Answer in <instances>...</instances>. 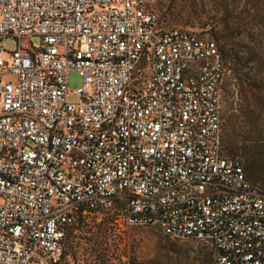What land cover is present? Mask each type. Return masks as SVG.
Returning <instances> with one entry per match:
<instances>
[{
	"label": "built area",
	"instance_id": "1",
	"mask_svg": "<svg viewBox=\"0 0 264 264\" xmlns=\"http://www.w3.org/2000/svg\"><path fill=\"white\" fill-rule=\"evenodd\" d=\"M171 1L0 0V264H58L67 228L106 211L264 264V193L223 149L227 68L163 24Z\"/></svg>",
	"mask_w": 264,
	"mask_h": 264
},
{
	"label": "rangeland",
	"instance_id": "2",
	"mask_svg": "<svg viewBox=\"0 0 264 264\" xmlns=\"http://www.w3.org/2000/svg\"><path fill=\"white\" fill-rule=\"evenodd\" d=\"M162 22L169 27L182 28L198 34L201 37L214 39L224 50L232 48L242 52L249 48L256 49L264 42V0H172L162 11ZM33 45L39 46V40L33 39ZM226 44V45H223ZM0 46L7 51L14 49L12 39L0 40ZM263 69H253L247 78L238 80L227 70L224 77L223 111L231 101V95H236V107L248 108L250 104H258L255 120H250L241 126L247 136L264 138V107L257 96L259 79ZM83 80L78 71L68 74V100L71 103L79 101L76 94ZM258 98V99H257ZM248 102V103H247ZM225 121L223 123V126ZM238 128V126H237ZM244 136V135H243ZM225 149V148H224ZM226 151V150H225ZM227 152V151H226ZM242 162L244 158L236 156ZM118 238L110 242L112 264H212L209 245L198 240H171L165 238L156 228H128L115 221ZM105 216H89L87 220L99 222ZM135 235L139 241L131 243L130 236ZM119 239V240H118ZM90 247L83 242L79 245L76 258L66 256L59 264H91Z\"/></svg>",
	"mask_w": 264,
	"mask_h": 264
},
{
	"label": "trees",
	"instance_id": "3",
	"mask_svg": "<svg viewBox=\"0 0 264 264\" xmlns=\"http://www.w3.org/2000/svg\"><path fill=\"white\" fill-rule=\"evenodd\" d=\"M259 44V47L256 49L249 48L248 51L244 52L232 48L224 50V47H219V45L218 48L227 70L231 71L235 79H241V82L248 79L247 75L253 67L256 72L258 68L263 69L262 76H260L259 79L261 84L257 88V96H255L262 99L261 101L256 100V103H260V108H263L264 42H260ZM223 88L224 84L222 85V91ZM235 96L231 95V101L224 113L225 124L222 128L223 149L225 148L224 151L226 150V154L230 157L240 155L244 158L243 167L246 180L264 193V138L259 139L254 138V136H247V133L241 130V126L244 125V123L255 120V111L259 106L253 103L249 105L250 108H248V104L246 106L240 105L237 108L236 102L234 101ZM108 214L109 211H106L105 217L99 222L89 221L87 220L89 216L82 217V215H80L76 223L67 228V233L63 240V254L61 260L69 256L77 261V250L79 245L83 242L90 247L91 264H112L113 257L110 254L109 245L110 242L118 238V235L113 225L112 218H110L111 216ZM129 238L133 244H137V241H139L135 235ZM210 257L212 259V252Z\"/></svg>",
	"mask_w": 264,
	"mask_h": 264
}]
</instances>
